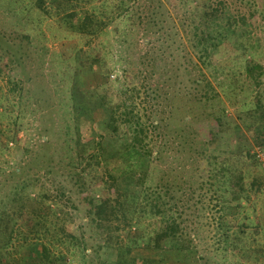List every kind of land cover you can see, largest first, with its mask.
<instances>
[{
    "label": "trees",
    "instance_id": "1",
    "mask_svg": "<svg viewBox=\"0 0 264 264\" xmlns=\"http://www.w3.org/2000/svg\"><path fill=\"white\" fill-rule=\"evenodd\" d=\"M130 1L137 0H49L55 14H73V31L86 39L108 32V27L111 25L115 28L113 35L117 37L124 36L127 32L126 26L131 30L136 24L142 25V29H145L147 34L156 35L163 32L164 23L171 21L174 30L165 33L167 38H163L160 34L152 40L145 38L148 48L140 54L139 65L134 72L132 71V75L127 71L128 64L132 63L131 60L127 61L122 74H116L115 78H111L117 68L109 64L100 52L86 57L79 54L81 55L79 63L86 65L84 69L91 72L94 78L91 94V96L95 95L93 104L103 110L104 117L103 126H98V130L96 126L91 127L92 134L89 135V139H82V124L85 125L83 120L94 121L92 111L95 109L87 99L82 104H78L76 91H73L74 87H72L71 97L74 102L70 110L73 125L70 130V124H65L64 132L66 135L73 133L72 136L66 137L65 143L70 146V141L75 139L78 148L77 155L74 156L76 161L69 154L66 155V159L61 155L56 160L53 154L42 151V148L49 149V135L42 138L40 149L27 158L28 149L21 146L17 137L21 128V121H18V118L23 115L22 110L17 118L0 128V152L22 149L21 162L17 164L12 158L0 157V172L3 174L0 177V264H71L65 253H57L47 242L41 240L43 230H25L20 220L24 212L32 214L42 228L50 216L59 218V214L64 212L59 200L62 197L72 199L69 192L72 187L57 185L56 176L61 175L72 185L84 186L92 180V173L98 172L99 169L111 179L112 184H115L123 173L133 174L137 176L141 187L140 190H135L137 194L120 193V198L117 200L106 198L105 192H101V187L94 189L93 196L96 192L104 194L99 199L95 196L96 200L88 213L90 216L88 224L92 221L97 222L102 230V228H111L112 222L123 220L125 226L129 225L128 228L131 229L132 225L138 228L135 242L144 240L148 246H155L161 241L170 247L176 246L179 240L176 234L164 235L154 240L152 234L145 237L141 232L142 229L145 230L146 220L165 214L173 208L165 200V196L173 197L170 192L175 190L172 188V183L162 175L166 170H161L157 183H154L155 177L151 175L152 164L165 161L166 157L171 155L173 158H185L196 164L201 154H210L206 153L207 150L212 151L214 158L217 155L213 152L219 147L226 146V150L224 148L221 150H225L223 152L227 154V151H232L229 147L236 145L233 139L244 136L236 119L226 113V106L220 104L213 107L211 102L207 106V102L210 101L209 96H206L202 103L197 95L198 85H203L202 89L205 93L215 88L205 75L202 74L203 77L200 79L195 78L191 70L178 62L182 44L174 35L178 34L179 26L187 35L190 46L202 57H207L224 44H231L234 39L243 41L245 50L237 52L235 56L228 54L219 60L218 77L216 75L215 78L218 79V84L230 88L228 95L232 104H236V101L232 102V97L237 98V101L239 98L241 108L245 109L248 106L249 102L246 99L252 98L253 94L252 101L255 100L256 104L250 102V106H255H252V112L248 107L246 115L250 114L254 119L247 120L242 117L241 120L253 138L264 142V88L260 86L263 82L261 74L264 70H258L261 69L258 68L261 63L256 60L257 55L262 51V44L257 41L258 45H256L254 40L251 42L254 13H249L248 16L238 14L233 10L232 2L228 0H177L182 9H178V3H174L172 5L174 15L170 10L165 9V2L162 0H144L151 8L145 9L139 15L135 11H129ZM27 36L29 37L28 34ZM121 40L125 43L126 39L124 37ZM112 57L116 62L122 61V53L117 59ZM83 58L88 59L86 61ZM246 60H249V63ZM142 62L150 68L149 74L146 72L144 75L142 69L138 71ZM2 66L1 64L0 77L5 78L7 83V90L4 92L0 84V98L3 97L1 101L4 106L0 109V114L4 116L9 112L8 108L11 104L17 105L15 101L11 103L14 97H19L18 106L22 107L20 89L23 88L18 86L14 73L5 71ZM199 82L200 84H197ZM192 83H195V88ZM256 85L260 86V89L255 90ZM88 97L90 96L85 95V98ZM175 109L184 110L188 115L179 119V127L176 126L177 121L173 119ZM255 111H259V115ZM192 126L196 131H194L195 135L190 137L188 132ZM186 138L190 139L186 141ZM9 142H13L14 146L9 145ZM241 150L244 151L245 158L255 156L248 148L242 146ZM241 154L242 152L239 155ZM68 155L71 158L67 160ZM228 158L232 159V155H228ZM219 159L218 156L221 167L218 170L214 168L215 174L212 175L216 183L220 181L221 191L229 194V199L222 200V208H227V213L236 223L224 222L226 213H221L215 229L216 248L218 249L219 245L223 252L233 250V254L237 251L240 255L253 259V250L256 251L258 248L252 249V245L247 244L246 229L249 230L251 226L252 231L255 232L259 228L263 234L264 225L252 222L253 218L248 215L244 203L235 196L249 199L250 190L254 187L253 185L246 187L245 174L243 170L237 168L238 164L232 165L225 161L226 159ZM245 161L239 167H242ZM208 162L212 164L210 160ZM33 167L38 172L34 179L25 176L27 170ZM216 172L219 174L218 180ZM220 174H222L221 179ZM139 176H143V180ZM43 177L54 185L57 195L51 192V187L45 184ZM232 189H236V194ZM48 202H53L54 206L49 205ZM164 231L165 229L162 228L159 234ZM105 232L104 242L107 243L110 240L107 237L110 231ZM72 239L73 237L68 238V242L76 245L77 240ZM187 242L193 244V239L187 237Z\"/></svg>",
    "mask_w": 264,
    "mask_h": 264
},
{
    "label": "rangeland",
    "instance_id": "2",
    "mask_svg": "<svg viewBox=\"0 0 264 264\" xmlns=\"http://www.w3.org/2000/svg\"><path fill=\"white\" fill-rule=\"evenodd\" d=\"M162 1L165 2V9L170 10L172 14H174L172 11L174 3H178L177 8L182 9L177 0ZM228 1L232 2L233 10L237 11L238 14L248 16L249 13H254L253 39L251 42L254 40L256 45L258 42L262 44V51L259 52L256 60L261 63V66L258 67L261 69L258 70H264V0ZM130 6L129 11H135L139 15L145 9L151 8L149 3L144 0L130 1ZM52 7L49 0H0V65H3L1 68L5 71L13 72L18 86L23 88L20 89L22 90V92L20 91L22 93V107L18 106L19 97H14L11 103L15 101L17 105L11 104L6 115L0 114V128L17 118L20 115V110H22L23 115L18 118V121H21V128L18 130L17 137L20 139L21 146L28 149L27 158L34 155L37 149H40L42 138L44 139L49 135V149L42 148V151L53 154L58 160L61 155L66 159L67 154L74 157L78 152L75 139L70 141V146L65 143L66 137L73 135V133L66 135L64 132L65 124H70V130H72L73 125L70 110L74 102L71 97L72 87H74L73 91H76L75 96L78 104H82L87 99L89 103H92V108L95 109L92 111L94 121L83 120L85 125L82 124V139H89V135L92 134L91 127L96 126L98 130L99 127L103 126L104 112L101 108L95 107L93 104L95 95L91 96L94 78L91 72L84 69L86 65L79 63L78 60L81 56L79 54L86 57L100 52V55L105 56L109 64L111 63L117 68L111 78H115L116 74H122V69L127 65V61L131 60L132 63L128 64L127 71L132 75V71L134 72L139 65L140 54L148 48L145 38L152 40L159 37V34L165 38V33L174 29L172 28L173 22L168 21L164 23L163 32L152 35L147 34L145 29H142V25L136 24L131 30L129 26H126L125 31L127 32L124 36L119 35L117 37L113 35L112 32L115 28L114 25H111L108 27V32L92 39H86L73 31V14L58 15L53 12ZM124 37L125 43L121 40ZM174 37L183 46H181V56L178 58V62L191 70V74L195 78L200 79L203 77L202 74L205 75L215 88L205 93L202 89L203 85H198L197 92L196 90L195 92L201 98L202 103H204L205 97L209 96L210 101L207 102V106L210 102L213 107L220 104L226 106V113L236 119L241 126L240 132L244 136L233 139V143L237 146L229 147L232 151H227V154L223 152L226 150V146L219 147L217 151L213 152L217 155L214 158L212 151L207 150L206 153L210 154H201L197 158L196 164L194 161L185 160V158H173L172 155L167 156L165 161L152 164L151 175L155 177L154 183H157L161 170H166L162 175L169 183H172V188L175 190L170 192L173 197L165 196V200L173 208L165 214L146 220L144 223L145 230L142 229L141 232L145 237L152 234L154 240L164 235L176 234L175 236H178L179 240L173 247L161 241L155 246H148L144 240L135 242L138 228H135V225H132L131 229L128 228L129 225L125 226L123 220L112 222L111 228H102V230L98 227L97 222L92 221L91 224H88L90 218L88 213L92 203L96 200L95 196L99 199L104 194L101 192L104 191L106 198L117 200L120 198V193L137 194L135 190L138 191L141 187L137 176L123 173L116 180V183L112 184L111 179L107 178L99 169L98 172L92 173V180H89L86 185L77 186L68 183L61 175H57L56 179L59 180L55 179L57 185L64 184L66 187H72V190L69 189L72 199L68 200L63 197L58 199L64 212L59 214V218L50 216L45 221L46 228L45 226L41 228L38 220L26 212L23 213L20 224L25 230H43L41 240L47 242L57 253H65L71 264H264V230L262 234L259 228L255 232L252 231L251 226H249V230L246 229L247 244L252 245V249L258 248L256 251L253 250V259L240 255L237 251H234L235 254H233V250L223 252L219 245L217 249L215 237L216 223H219L221 213H226L224 222H235L227 213V208H222V200L229 199V194L221 191L219 188V185L222 187L220 181L216 183L214 175H212L215 174L214 168L218 170L221 167L220 161L218 163V156L220 159H226L225 161L232 165L233 163L238 164L237 168L243 170L246 187L253 185L254 188L250 190L249 199L235 197L242 200L248 215L253 218V220L251 219L252 222L264 225V142H259L253 138L241 120L242 117L247 120L254 119L250 114L246 115L248 107L250 112L253 111L252 106L255 105L250 106V102L254 96L252 94V98L246 99L249 103L245 109L241 108L239 98L237 101V98L230 95L232 102L236 101L237 105L232 104L228 95L230 88L218 84V79L215 78L216 75L218 77L219 60L228 54L235 56L237 52H242L246 48L243 41L237 38L231 44H224L207 57H202L190 46L188 37L180 26L178 34ZM255 48L257 49V47ZM120 53H122V61L116 62L112 56L117 59ZM88 58L83 59L87 61ZM226 60H222V62H226ZM247 62L249 63V60ZM140 69L144 70V75L146 72L149 74L148 69L150 68L145 66L143 62L138 71ZM261 77L263 82L260 86L264 88V72H262ZM0 84L2 92L6 91L5 78L0 77ZM192 84L195 88V83ZM260 86L256 85L255 90L260 89ZM85 95L90 97L85 98ZM212 97L214 99H211ZM1 98L0 109L4 107ZM254 103L255 100L252 101V104ZM257 114L259 115V111ZM185 116L188 115L185 114L184 110L175 109L173 119L175 122L177 121L176 126L179 127V119ZM172 126L174 125L172 124ZM24 127H26L25 130ZM189 129L188 136L193 137L196 129L193 126ZM189 139L186 138V141ZM9 145L14 146V143L9 142ZM242 146L248 148L255 156L245 158L244 151L241 150ZM223 148L225 150H221ZM63 151H66V154ZM1 152L0 157L2 159L12 158L15 164L21 162V148L12 149L10 152ZM241 152L242 154L239 155ZM69 155L67 160L71 158ZM228 155H232V159L228 158ZM209 160L212 164L208 162ZM244 161L246 163L239 167ZM1 173L0 177L3 176ZM26 175L34 179L38 172L33 167L27 170ZM143 176H139L141 180H143ZM221 176L222 174H220V179ZM218 177L219 174L216 172L217 180ZM43 180L45 184L51 187V192L57 195V189L54 185L45 177ZM98 187H101L102 191L96 192L93 196L92 191ZM232 192L236 194V189H232ZM49 205L54 206L53 202H50ZM180 213L181 216H179ZM162 228L165 231L159 234ZM104 230L110 231L107 235L110 240L107 243L104 242L106 235ZM70 235L71 237H69ZM72 237V240H77L76 245L68 242V238ZM187 237L193 239V244H188Z\"/></svg>",
    "mask_w": 264,
    "mask_h": 264
}]
</instances>
